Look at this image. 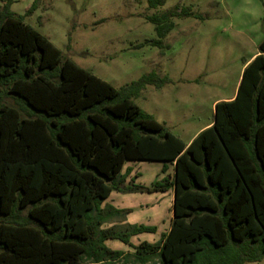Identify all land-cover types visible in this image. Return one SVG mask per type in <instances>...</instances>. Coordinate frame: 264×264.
<instances>
[{
  "label": "trees",
  "instance_id": "16d2710c",
  "mask_svg": "<svg viewBox=\"0 0 264 264\" xmlns=\"http://www.w3.org/2000/svg\"><path fill=\"white\" fill-rule=\"evenodd\" d=\"M165 0H147L149 8ZM0 8V264H244L264 260V41L245 61L230 101L188 144L132 102L167 77L151 72L115 89L80 68L43 35ZM35 1L26 14L35 8ZM177 8L149 16L163 48ZM6 100L11 101L8 104ZM173 167L150 186L127 162ZM173 192L170 229L130 243L154 226L111 225L130 209L111 192ZM118 241L132 253L111 250Z\"/></svg>",
  "mask_w": 264,
  "mask_h": 264
},
{
  "label": "rangeland",
  "instance_id": "374dc122",
  "mask_svg": "<svg viewBox=\"0 0 264 264\" xmlns=\"http://www.w3.org/2000/svg\"><path fill=\"white\" fill-rule=\"evenodd\" d=\"M34 1L35 8L26 14ZM185 7L188 15L170 18L173 28L161 40L163 48L146 44L156 39L147 17ZM9 9L63 57L115 89L151 72L170 79L161 88L146 86L132 102L184 143L212 121L215 100L234 95L244 62L264 41V0H165L156 8H149L147 0H12ZM127 163L140 172L141 185L160 180V162ZM105 204L130 209L129 225L156 227L155 233L132 237L133 245L154 243L169 228L167 196L112 192ZM124 220L114 219L104 228L123 226ZM105 245L132 253L118 241Z\"/></svg>",
  "mask_w": 264,
  "mask_h": 264
},
{
  "label": "crops",
  "instance_id": "0c3cea01",
  "mask_svg": "<svg viewBox=\"0 0 264 264\" xmlns=\"http://www.w3.org/2000/svg\"><path fill=\"white\" fill-rule=\"evenodd\" d=\"M256 54H254V55H252L247 61H250L254 56H255ZM242 69H243V67H242ZM235 93H236V91H235ZM235 93H234V95L232 96V97H230V98H228V99H219V100H215L213 103H212V107H214V105L216 104V103H218V102H220V101H230V100H232L233 99V97L235 96ZM213 120V119H212ZM211 123H212V121L210 122V123H208L207 125H205V126H203V127H201L189 140H188V142H186V144H188L200 131H202V130H204V129H206L207 127H209L210 125H211ZM128 165L126 166V164L124 165V167H123V170H122V172L124 171V169L125 168H131L132 169V172H131V174L129 175V178L130 177H132L135 173H137L138 175H139V177L135 180V183L136 184H140L141 185V183H139V180H140V178H141V174H140V172H138L137 170H136V168L135 167H130L131 165H130V163H127ZM161 165L163 166V163H161ZM161 169H162V167H161ZM165 176H167L169 179H172V176H173V167L171 166V165H167V170H166V173L165 174H163L162 172H161V176H160V179L161 178H163V177H165ZM158 177H159V175H158ZM152 184V183H151ZM112 193V192H111ZM110 193V194H111ZM158 194H160V196H167V203H168V205L170 206V208H171V216H170V223H171V219H172V201H173V192H172V190H169V191H167V192H165V193H158ZM110 196V195H109ZM162 199H163V197H162ZM147 204H145L144 206L145 207H147L146 206ZM114 207V206H113ZM140 207H142V205L140 206ZM115 208H119V207H115ZM119 209H125V208H119ZM128 215H130V214H128ZM127 215V216H128ZM127 216L125 217V220L123 221V224H127L126 222H127ZM156 228V227H155ZM169 229H170V225H169V228H168V230L165 232V233H167L168 231H169ZM156 232H157V230H156ZM134 237H136V236H134ZM130 243H131V239H130ZM132 244V243H131ZM119 251H121V250H119ZM123 252V251H122Z\"/></svg>",
  "mask_w": 264,
  "mask_h": 264
}]
</instances>
